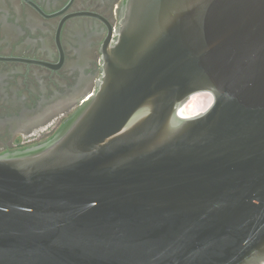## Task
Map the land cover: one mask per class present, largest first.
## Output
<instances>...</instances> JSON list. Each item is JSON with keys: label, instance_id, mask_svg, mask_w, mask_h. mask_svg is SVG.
I'll return each instance as SVG.
<instances>
[{"label": "water", "instance_id": "obj_1", "mask_svg": "<svg viewBox=\"0 0 264 264\" xmlns=\"http://www.w3.org/2000/svg\"><path fill=\"white\" fill-rule=\"evenodd\" d=\"M102 53L52 139L0 154V264H264V0H124Z\"/></svg>", "mask_w": 264, "mask_h": 264}, {"label": "flooded vegetation", "instance_id": "obj_2", "mask_svg": "<svg viewBox=\"0 0 264 264\" xmlns=\"http://www.w3.org/2000/svg\"><path fill=\"white\" fill-rule=\"evenodd\" d=\"M124 0H0V154L52 139L95 94Z\"/></svg>", "mask_w": 264, "mask_h": 264}, {"label": "bare ground", "instance_id": "obj_3", "mask_svg": "<svg viewBox=\"0 0 264 264\" xmlns=\"http://www.w3.org/2000/svg\"><path fill=\"white\" fill-rule=\"evenodd\" d=\"M207 94L210 98L209 104H207V107L204 109H201V102L199 103L198 98L200 95ZM203 97V96H202ZM200 99V98H199ZM203 99V98H202ZM207 101V100H206ZM213 102V96L209 92H200L197 94L192 95L189 100L180 108L179 113L182 117H192L196 116L198 114L203 113L205 110L209 108V106ZM205 105V104H203ZM204 107V106H203Z\"/></svg>", "mask_w": 264, "mask_h": 264}, {"label": "rangeland", "instance_id": "obj_4", "mask_svg": "<svg viewBox=\"0 0 264 264\" xmlns=\"http://www.w3.org/2000/svg\"><path fill=\"white\" fill-rule=\"evenodd\" d=\"M203 96V97H202ZM198 98L199 103L201 102V109H204L207 107V104H209L210 98L207 94L200 95ZM200 98V99H199ZM203 98V99H202ZM207 100V101H206ZM205 104V105H203ZM204 106V107H203Z\"/></svg>", "mask_w": 264, "mask_h": 264}]
</instances>
